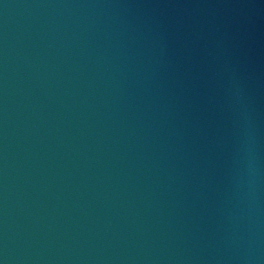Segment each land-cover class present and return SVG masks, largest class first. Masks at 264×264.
Returning <instances> with one entry per match:
<instances>
[{
  "label": "water",
  "instance_id": "1",
  "mask_svg": "<svg viewBox=\"0 0 264 264\" xmlns=\"http://www.w3.org/2000/svg\"><path fill=\"white\" fill-rule=\"evenodd\" d=\"M0 264H264V94L0 0Z\"/></svg>",
  "mask_w": 264,
  "mask_h": 264
}]
</instances>
